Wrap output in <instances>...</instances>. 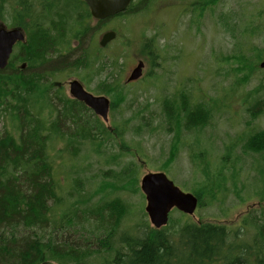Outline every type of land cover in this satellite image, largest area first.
<instances>
[{"label": "rangeland", "instance_id": "1", "mask_svg": "<svg viewBox=\"0 0 264 264\" xmlns=\"http://www.w3.org/2000/svg\"><path fill=\"white\" fill-rule=\"evenodd\" d=\"M18 1L0 0V24L14 28L16 18L13 9ZM262 2L134 0L122 17L102 23L101 33L111 28L117 33L116 40L107 47L96 46L86 49L83 54L73 53L74 46L72 48L70 41L66 44L69 51L60 49L54 54L55 58L64 53L62 65L74 70L76 76L81 75L77 70L84 68L87 91L106 96L111 105H115L116 112L113 116L109 113L107 124L101 119L98 124L92 114L80 118L84 119L86 126L88 124L89 128H93L92 135L100 133L102 136V125L108 129L113 120L120 125L121 120L130 121L127 131H121V137H102L108 143L104 154L95 153L96 147L90 146L89 142L73 145L71 154L66 152V146H57L56 141L50 143L48 149L61 195L67 192L63 191L65 188L71 190L72 181L79 180L77 189H82L81 193L87 198L97 190L102 170L111 168L118 172L134 164L137 192H105L94 195L91 202L96 205L119 197L129 204L130 214L119 225L112 241L115 248L119 247L117 241L120 236L133 234L136 226L145 223L153 228L144 212L145 199L139 189L140 179L148 172L165 173L185 193H205L193 216L174 209L170 212L167 225L175 233L184 222H209L225 226L230 233V242L238 228L243 227L241 229L246 231L244 238L250 239L253 235L252 231L249 232L253 228L250 224L264 223V154L259 156L243 151L247 137L253 131L264 130V114H261L264 113V69L258 68L264 57V31L261 36L252 39L247 57L249 61L256 62L258 70L251 71L243 66L242 71L236 72L232 68L238 65L232 66L230 62L240 45L247 40L242 21L248 24L247 29L251 28L250 19L254 24L264 22ZM145 44L149 45L144 48L146 52L142 48ZM137 60L145 63L144 76L125 84ZM97 70L100 74L94 78ZM61 73H54L58 81L67 76V73ZM108 86L115 87L110 96L103 94ZM122 94L125 97L120 102ZM178 96L188 102L211 104L212 111L206 127L190 131L166 119L167 112L174 109ZM19 97L24 99L26 94L20 92ZM258 100L259 110L248 111ZM7 103V109L11 107L9 110L3 111L0 107V137L8 133L18 141L20 133L10 122V113L22 108L25 101L19 103L10 98ZM36 110L43 119L48 118V109ZM255 112H261L257 118H253L257 114ZM59 124L66 128L60 120ZM99 144L104 145V142ZM171 158L174 159L172 162ZM168 164V170H165L164 166ZM203 168H209L212 173L209 178L202 174ZM234 170L238 172V178L234 179L235 188L231 177ZM220 171L228 175V183L216 189L214 180ZM126 181L121 176L120 183ZM225 187V194H216L217 198L215 195L216 201L207 199H214L207 192L218 193ZM103 233L94 238L88 237L87 241L80 237L79 242L91 248L97 247V237ZM103 254L106 260L111 258L107 253Z\"/></svg>", "mask_w": 264, "mask_h": 264}, {"label": "trees", "instance_id": "2", "mask_svg": "<svg viewBox=\"0 0 264 264\" xmlns=\"http://www.w3.org/2000/svg\"><path fill=\"white\" fill-rule=\"evenodd\" d=\"M65 1L70 3L71 0ZM250 24L251 28L247 29L248 24L242 21L247 40L244 45H240L230 60L232 66L238 65L237 68H232L236 72L242 71L243 66H247L251 71L258 70L256 62L249 61L247 57L250 55L252 39L261 36L264 31V22L254 24L250 19ZM28 42L31 47L29 38ZM146 46L149 45L145 44ZM242 78L245 79V75ZM113 82L115 83L114 80ZM28 84L31 87H26V84L18 79L0 76L2 110L11 108L7 109L10 98L19 103L25 101L22 108H16L10 113V122L20 133L18 141L8 133L0 137V264H41L44 261L56 264H264L262 222L255 223L254 226L250 224L253 227L249 231L253 232L250 239L244 238L246 231L241 227L236 230L230 242V233L225 226L209 222H184L177 233L168 225L156 230L142 223L133 229V234L120 236L117 242L119 247L112 246L113 237L119 225L123 224L126 216L130 214L131 208L119 197L96 205L91 202L94 195L105 192H137V172H134V164L118 172L111 168L102 170L97 190L87 198L81 193L82 189H77L79 180L72 181L71 190L69 187L65 188L63 191L67 192L61 195L48 149L49 144L56 141L57 146H66V152L71 154L73 145L89 142L90 146L96 147L95 153L104 154L108 143L102 137H121V131H127L130 121L121 120L120 125L113 120L108 129L102 125V136L100 133L92 135L93 128H89L88 124L86 126L84 119H80L83 115H89L84 110L59 100V96H63L59 92H56L53 98L45 94L43 98L32 100L30 97L36 93L35 89L40 87L35 85L33 89L34 84L29 81ZM16 85L24 90V99L14 94ZM112 91H115V87L108 86L103 94L110 96ZM122 96L120 102L124 101L125 96ZM259 101H255L248 111L259 110ZM59 102H62V107L56 104ZM211 107L209 103H196L192 100L188 102L178 96L174 109L167 112L165 117L168 121H175L185 130L200 131L208 123ZM37 108L48 109V118L43 119L37 113ZM110 112L113 116L116 112L115 105H111ZM255 113L257 114H254L253 118H257L261 112ZM59 120L66 128L60 126ZM96 122L99 124V119H96ZM100 142H104V145L99 144ZM243 151L262 156L264 130L253 131L247 137ZM106 155L110 156V153ZM173 160L171 158L170 162ZM168 166L169 164L164 166L165 170H168ZM206 169L203 168L202 174L209 178L212 173L209 168ZM121 176L127 180L126 183H120ZM227 176L220 171L214 180V187L217 189L224 184L227 186ZM231 177L232 186L235 188L234 179L238 178V172L234 170ZM226 191V187L218 193L209 191L206 194L214 199H207L210 202L216 201L217 195L225 194ZM203 195L205 193L202 191L195 195L199 205ZM103 231L104 236L97 237V247L80 244V237L87 241L88 237L94 238ZM103 252L110 254L111 258L105 260Z\"/></svg>", "mask_w": 264, "mask_h": 264}, {"label": "flooded vegetation", "instance_id": "3", "mask_svg": "<svg viewBox=\"0 0 264 264\" xmlns=\"http://www.w3.org/2000/svg\"><path fill=\"white\" fill-rule=\"evenodd\" d=\"M133 1L131 0L124 12L103 20L95 19L82 0H71L70 3H67L65 0L18 1L15 3L16 6L13 9V14L16 18L14 28H7L2 23L0 24V28L4 27L7 30L17 29L21 31L25 37V41L17 42L13 46L7 65L4 70L0 71V76L18 79L21 83H25L26 87L30 86L28 81L31 79V84H34L33 89H35V85L40 87L37 90L35 89V98H43L45 94L53 98L56 92H59L63 95L59 96V100L72 103L74 107H80L87 114L94 115L89 108L70 95V83L73 81H78L83 89L87 91L86 83L83 79L86 70L80 66L81 70L78 69L77 71L81 75L76 76L74 70L67 69L62 65L64 53L55 58L54 54L60 49L63 52L69 51V47L66 44L70 41H72V48L74 46L73 53L81 52L83 54L86 49H94L96 46L100 48L107 47L116 40L117 33L113 28L101 33L102 23L117 19L119 15L126 13L132 7ZM108 32H114L115 36L104 47H101L100 42L102 37ZM28 38L29 41L31 40V47H29ZM142 48L146 52L144 49L145 45ZM28 50L29 52H27ZM145 55L148 56V54ZM97 60L99 61V56ZM139 61L142 60H137L135 66ZM142 62L145 67L144 61ZM143 70L141 78L144 76ZM55 72L56 74L59 72L67 73V76L63 81H58L56 75L54 76ZM99 74L100 72L97 70L93 77L97 78ZM21 89L19 85L14 86V94L18 93L20 96V92L24 91ZM87 92L93 96H101L93 92ZM60 103L62 102L56 104L62 106ZM95 117L99 119L97 116Z\"/></svg>", "mask_w": 264, "mask_h": 264}, {"label": "water", "instance_id": "4", "mask_svg": "<svg viewBox=\"0 0 264 264\" xmlns=\"http://www.w3.org/2000/svg\"><path fill=\"white\" fill-rule=\"evenodd\" d=\"M89 8L95 19H105L126 10L131 0H82ZM115 36L114 32L105 33L100 42L104 47ZM23 33L17 29L0 28V71L7 65L13 46L17 42H24ZM144 64L139 61L130 71L125 84L139 80L142 76ZM264 69V57L258 64ZM70 95L89 108L103 123L109 122L110 100L106 96H93L85 91L78 81L70 83ZM139 189L145 199L144 212L151 226L159 230L167 225L170 212L175 209L187 216H193L197 208L198 199L191 193L181 191L170 181L163 172H148L140 179ZM41 264H54L44 261Z\"/></svg>", "mask_w": 264, "mask_h": 264}, {"label": "bare ground", "instance_id": "5", "mask_svg": "<svg viewBox=\"0 0 264 264\" xmlns=\"http://www.w3.org/2000/svg\"><path fill=\"white\" fill-rule=\"evenodd\" d=\"M70 2H71V1H70ZM29 82L32 83V80L30 79ZM34 95H35V94H33V96H34ZM118 228H119V227H118ZM102 236H104V234H103ZM114 237H115V235H114ZM114 237H113V238H114ZM112 241H113V240H112ZM117 242H118V241H117ZM106 252H107V251H106ZM107 253H108V252H107ZM108 255H110V254H108ZM105 260H106V259H105Z\"/></svg>", "mask_w": 264, "mask_h": 264}]
</instances>
